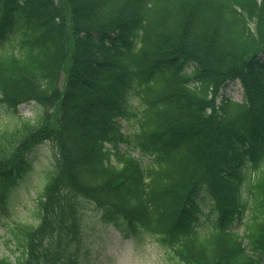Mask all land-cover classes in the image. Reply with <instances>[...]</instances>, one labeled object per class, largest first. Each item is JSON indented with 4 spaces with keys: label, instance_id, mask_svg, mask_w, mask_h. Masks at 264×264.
Instances as JSON below:
<instances>
[{
    "label": "trees",
    "instance_id": "16d2710c",
    "mask_svg": "<svg viewBox=\"0 0 264 264\" xmlns=\"http://www.w3.org/2000/svg\"><path fill=\"white\" fill-rule=\"evenodd\" d=\"M233 78L244 100L217 102ZM30 101L35 118L17 116ZM1 103L13 108L0 129L3 214L31 148L56 152L37 222H3L18 254L0 264H80L81 197L124 237L149 234L169 264L263 263L264 0H0Z\"/></svg>",
    "mask_w": 264,
    "mask_h": 264
},
{
    "label": "rangeland",
    "instance_id": "374dc122",
    "mask_svg": "<svg viewBox=\"0 0 264 264\" xmlns=\"http://www.w3.org/2000/svg\"><path fill=\"white\" fill-rule=\"evenodd\" d=\"M223 95L230 96L238 101L244 99L242 95V86L236 80H230L220 91ZM132 105H137L135 98L131 101ZM8 109L0 105V129L6 126L10 121L7 114ZM38 110L34 109L32 103H23L19 106L18 113L25 117H34ZM122 130L125 133L135 131L136 124L132 120H121ZM121 150L127 149V145L119 144ZM54 149L50 143H41L32 148L30 158L32 168L30 173L20 179L16 184V190L12 193L9 200V211L3 219H0V255L10 253L11 257L17 255L12 252L13 244L6 241L5 228L2 226V220L9 222L36 223L37 218L34 215L36 210V191L42 188L39 182V174L53 157ZM133 155L141 158L143 164L146 163L148 156H142L138 149L132 151ZM79 205L77 213L80 219V232L78 239L73 242L72 247L80 261V264H169L168 258L162 248L156 241L146 233H140L136 239L125 238L118 229L111 223H104L101 220V212L95 202L86 198L78 199ZM203 210L200 216L202 225L198 230L205 231L209 224L207 221L212 218L213 212L210 209V203L205 200L201 203ZM208 213L204 218L203 214ZM207 220V221H206ZM238 231H242L241 226H234ZM64 259L61 260V263ZM62 264H65L64 262ZM264 264V262H263Z\"/></svg>",
    "mask_w": 264,
    "mask_h": 264
}]
</instances>
